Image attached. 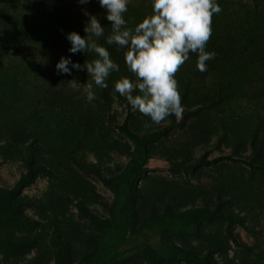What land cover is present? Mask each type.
<instances>
[{
  "label": "rangeland",
  "instance_id": "obj_1",
  "mask_svg": "<svg viewBox=\"0 0 264 264\" xmlns=\"http://www.w3.org/2000/svg\"><path fill=\"white\" fill-rule=\"evenodd\" d=\"M216 2L221 12L212 16L206 47H236L227 74L244 83L251 72L257 74L255 60L264 59V0ZM84 10L99 21L107 20L98 0L86 4L0 0V186H12L26 170L31 139L44 154L42 162L54 171L39 175L24 189L23 194L36 201L26 213L40 225L0 232V264H35L37 258V264H54L55 227L71 242L72 264H203L198 257L209 251L218 264H264V170L239 161H211L223 154L235 155L234 149L250 154L249 146L241 143L250 140L249 133L257 127L264 136V112L258 116L245 102L238 113L207 107L189 117L184 127L169 129L167 125L179 122L183 112L179 118L173 115L154 124L133 112L113 88L110 96L95 92L96 99L76 106V113L54 103L44 95V87L53 83L44 70L52 60L44 55L55 44L70 46L67 33L86 37ZM151 14V0H131L124 17L135 26ZM76 62L85 61L77 58ZM183 71L180 67L175 74L180 95ZM119 76L135 80L125 68L109 77ZM129 114L151 156L134 183L139 194H126L122 178L115 179L120 186H112L99 177V173L119 176L131 159L125 144L132 151L134 143L117 127ZM222 123L235 130L227 132L224 141L220 140L225 132ZM201 155L211 162L195 163ZM218 195L230 200L221 209L242 219L232 226L240 244L227 236L226 219H187L192 207L218 208ZM80 202L106 226L85 218L77 206ZM36 235L38 247L30 250L12 253L6 244Z\"/></svg>",
  "mask_w": 264,
  "mask_h": 264
},
{
  "label": "trees",
  "instance_id": "obj_2",
  "mask_svg": "<svg viewBox=\"0 0 264 264\" xmlns=\"http://www.w3.org/2000/svg\"><path fill=\"white\" fill-rule=\"evenodd\" d=\"M129 21V20H128ZM127 21V22H128ZM101 25L104 27V36L100 38L92 37L96 39V42L107 48L110 53L111 58L116 62L120 69L126 68L123 56V50L119 49L116 45H107L106 38L111 34V22L108 20L100 21ZM129 27L133 24L128 23ZM69 45L62 42L60 44H55L52 47H47V52L44 56L51 58L52 62L44 67L46 72H49L53 83H49L44 87V95L51 97L52 101L56 104H62L67 106L69 111L76 113V106L84 107L87 103L86 94L83 91V85L91 81V77L88 76L86 70L77 71L73 70L72 75L58 74L55 65L63 57H70L72 61L76 62L77 58L84 62L81 65L87 64L92 60L96 59L95 53H69ZM237 48L233 46H216L214 48L206 47V51L214 52L215 58L207 61V70L200 72L196 68V55L190 54V58L181 67L184 69L185 75V85L183 91L181 92V102L183 107V116L179 122H172L167 125V128H181L186 125L187 119L193 114H197L199 111L205 108H217L222 111H231L233 113H238L243 102L252 105L258 116L263 115L264 112V59L258 58L255 60L254 64L258 68L256 69V76L251 72L250 78L244 82L240 83L238 79L228 76L227 71L231 64L234 62V56ZM233 60V61H232ZM43 70V68H42ZM121 77H108L107 84L108 87L104 89H98L94 85L95 92L101 95L110 96V91L114 84ZM76 80L81 85L79 90H73L68 84L69 81ZM51 82V81H50ZM194 83V84H193ZM138 92H134L135 95ZM119 94V93H117ZM228 104L227 101H231ZM195 105V106H194ZM194 106V107H192ZM130 113V112H129ZM131 114V113H130ZM129 116L123 121L122 124H118L119 130L128 137L134 143V149L130 151V146L126 143L127 151L129 152L131 159L128 164L123 168L122 173L115 178H109L101 173H99L100 179L106 184H111L112 186H120V183L115 180L116 178H122V184H126L127 187L121 188L126 193H138L134 188V183L136 182V177L141 173V166L150 158V150L148 143L143 142L139 133L131 126ZM108 123H112L111 116H108ZM225 127V132L220 135V140L224 141L227 139V132L234 133L235 130L232 128H227L225 123H222ZM250 140L243 141L241 144L244 148L250 150V154L243 155L238 149H234V154H223L213 161L217 160H231L239 161L243 164L248 165L255 170H264V136L260 134L258 127L255 128L251 133H249ZM248 135V137H249ZM241 148V147H240ZM44 154L38 151V148L34 140L28 142V155L25 157L26 170L21 173L19 178L10 187L0 186V232H5L6 230H29L40 225L39 220L26 213V209L36 206V201L30 199L23 194L26 187L30 186L41 174L53 175L54 171L52 167L47 166L46 162H42ZM206 161L205 156L201 155L196 160L195 163L211 162ZM182 166H187V162L181 160ZM194 163V164H195ZM59 169V165H56ZM196 165V164H195ZM218 200L220 202L218 208L210 209L207 206H198L188 209V221L198 222L203 219H214L223 218L227 220L226 234L234 241L236 244H240L238 237L234 234L232 226L236 223L242 222V219L238 216L233 215L231 212L224 211L221 209V205L229 202V199H222L218 195ZM81 214L88 218L91 222L100 226L105 225L106 222L90 210L83 202L77 204ZM51 242L55 247V263L54 264H72V246L68 239H64L61 230L55 227L53 230ZM8 248L10 252L17 253L22 250H30L31 248L38 247V236L19 238L17 240H7ZM189 254V253H187ZM199 261L203 264H218L214 259H212L211 251L207 252L205 255L198 257ZM39 258L36 259L35 264H37ZM161 264V263H157Z\"/></svg>",
  "mask_w": 264,
  "mask_h": 264
},
{
  "label": "clouds",
  "instance_id": "obj_3",
  "mask_svg": "<svg viewBox=\"0 0 264 264\" xmlns=\"http://www.w3.org/2000/svg\"><path fill=\"white\" fill-rule=\"evenodd\" d=\"M86 4L89 0H78ZM131 0H98L106 9L105 18L111 22V34L107 45H116L123 50L127 71L135 80L121 77L114 84V90L124 97L133 112L147 116L154 124H160L169 116L182 115V98L178 91L175 74L195 54L196 68L207 70V61L215 58V53L206 51L212 35V16L221 12L216 0H151L152 14L134 27H129L124 14ZM88 17L84 31L86 37L77 32L66 34L70 43L69 53H95L96 59L81 65L70 57H61L56 63L58 74L71 76L73 70H86L91 81L83 85L88 102L96 99L94 85L104 89L107 79L120 70L106 47L96 39L104 36V27L96 15L87 10ZM73 90H79L76 80L68 82ZM138 90L139 94H133Z\"/></svg>",
  "mask_w": 264,
  "mask_h": 264
}]
</instances>
